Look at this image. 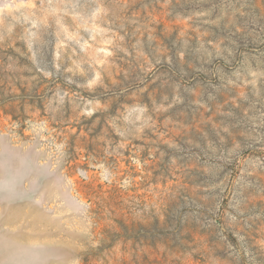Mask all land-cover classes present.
<instances>
[{"label": "rangeland", "instance_id": "1", "mask_svg": "<svg viewBox=\"0 0 264 264\" xmlns=\"http://www.w3.org/2000/svg\"><path fill=\"white\" fill-rule=\"evenodd\" d=\"M0 264H264V0H0Z\"/></svg>", "mask_w": 264, "mask_h": 264}]
</instances>
